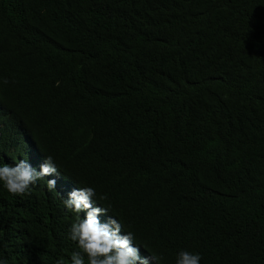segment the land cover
Returning <instances> with one entry per match:
<instances>
[{"label":"trees","instance_id":"16d2710c","mask_svg":"<svg viewBox=\"0 0 264 264\" xmlns=\"http://www.w3.org/2000/svg\"><path fill=\"white\" fill-rule=\"evenodd\" d=\"M0 102V166L58 169L0 182V264H71L84 187L154 264H264V0H0Z\"/></svg>","mask_w":264,"mask_h":264},{"label":"clouds","instance_id":"9594fccd","mask_svg":"<svg viewBox=\"0 0 264 264\" xmlns=\"http://www.w3.org/2000/svg\"><path fill=\"white\" fill-rule=\"evenodd\" d=\"M2 103L0 102V107ZM6 114L0 113V132H8L3 120ZM29 126L14 133L26 131ZM31 149L27 154L19 155L21 160L11 165L0 166V182L11 194L22 195L28 192L30 185L46 176L58 174V169L51 156L43 158L42 154L32 155L38 144L28 137ZM5 159V156L2 157ZM43 162L39 170L29 163ZM4 162V161H3ZM55 180H47L48 190H55ZM95 190L91 187L78 188L70 191L63 204L66 210L76 214V220L71 225L69 238L76 242L79 251L71 255V264H154L157 257L152 244L144 241L143 235L136 234L134 229L126 227L119 217L102 205L95 197ZM106 197H101L105 199ZM156 253V252H155ZM199 253L180 251L175 264H200ZM57 264H63L60 260Z\"/></svg>","mask_w":264,"mask_h":264}]
</instances>
